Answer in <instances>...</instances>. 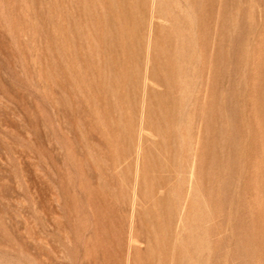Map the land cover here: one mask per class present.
Here are the masks:
<instances>
[{
  "label": "rangeland",
  "instance_id": "1",
  "mask_svg": "<svg viewBox=\"0 0 264 264\" xmlns=\"http://www.w3.org/2000/svg\"><path fill=\"white\" fill-rule=\"evenodd\" d=\"M0 264H264V0H0Z\"/></svg>",
  "mask_w": 264,
  "mask_h": 264
}]
</instances>
